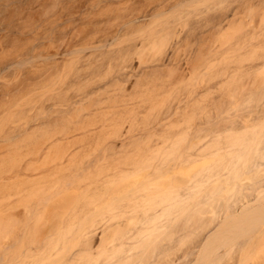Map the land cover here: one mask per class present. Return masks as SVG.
Here are the masks:
<instances>
[{
	"label": "rangeland",
	"instance_id": "374dc122",
	"mask_svg": "<svg viewBox=\"0 0 264 264\" xmlns=\"http://www.w3.org/2000/svg\"><path fill=\"white\" fill-rule=\"evenodd\" d=\"M8 1L9 0H7V2ZM15 2H18V5L15 4L16 6H20V4H23L24 0H15ZM0 3H2V1H0ZM244 3L245 4H241L238 0L230 1L229 3L227 2V5L225 4L226 6L224 9L226 18L222 23L223 27L228 26V23L231 20H229V18H231V13L237 12L241 15L246 13L243 16L244 19L242 18V28L239 29L240 31L226 28V31L220 37H216L214 32L215 23L213 19H210L203 34L196 32L177 38L178 49L175 50L173 54H167L162 48V46L165 45V41L162 42V40H160L163 43L160 45V41L158 40L152 48H149L146 51L142 50L133 52L130 55L131 57L128 54V58L130 57V60L128 61L129 63L127 66L120 67L122 64L121 59H124V57L126 60L128 59L125 55H122L123 58L121 55H118L113 58L107 57L105 61L103 59L104 63L98 67L99 69L96 68L98 73L96 71L95 72L97 75L93 74L95 75L96 80L92 79L94 77L92 75L94 71H90L91 73L88 72L89 68L92 69L93 67H87L86 61L89 59L90 61H93L92 63H94L100 58L99 55H91L87 50L72 52V49L69 48V50L71 49L69 51L66 49L67 47H65L67 46L65 39H54L52 37L50 38L47 36L43 37L44 35H38L35 37L32 36L31 40V36L28 38L27 33L21 34L19 32H15L12 35L7 34L5 36L6 32L2 31L4 35L0 32V87H6V89H1V87L0 92L11 91V94H6V96L4 95V98L1 97L2 100L0 98V207H4L3 209L6 210H4L5 213H3V209L0 208V220H4L2 223L0 221V264H16L13 262H17V260L20 259H23L22 262H26L28 260L29 262L31 261L35 264H64L66 262L64 261L65 257L74 250L78 252V257L76 260L67 264H94L100 263L99 261L104 259L107 260V258L109 260L114 258L120 259L121 257H124L122 263H130L132 260L136 259L139 262L138 264H208V262H210V255L206 252L204 253L201 245H198L204 239V235L207 236L208 233L212 234L213 240L211 246L214 248V251L219 250L222 252L224 249H229L228 251L231 255V250L234 247V244H238L237 240L239 237L227 236L226 238V233H221V229L223 227H227V222H231L236 218H239L242 213H246L250 216H257L259 214L258 208H262L264 210V189L262 193H259V195L249 188L252 185L253 180L257 178L256 176L260 177L264 175V160L255 174L249 170L245 171L244 168V170L240 172L231 171L234 172V174L231 172V174L229 173V179L233 175L230 180L224 179L222 182L223 178L221 177L218 179L220 181L219 182L217 181V178H214L211 181V184H207L208 187H206V183L197 182L194 177H196L195 174L198 175L199 171L202 173L206 170V173L208 172L207 170L210 172L213 169V171L215 170V173L216 169L219 172V167L220 169L221 166L225 167L226 163H224V161H227L225 156L231 150L235 149L233 146L229 147V145H227L228 143L226 144L225 142H229L230 140L229 144H231L234 140L236 141L242 132V134H245L244 132L251 131L253 129L247 128L248 130H244V127H241V125L237 124L236 121H238L241 117H252L256 113L257 109L264 103V91L260 92L259 90L260 87L264 90V78H262L264 77V64L260 70L247 68V64L250 61L264 60V32L263 34H258V37L252 34L253 29L258 28L260 9L264 6V0H247ZM1 14L0 16H2ZM31 16L32 14L28 12V14L22 19L21 24L26 25L30 23V21L34 19ZM242 30L246 31V33L242 34ZM40 33V35H42L44 32L41 31ZM247 40L249 42H253V44L247 47H240V44ZM57 41H60V45ZM172 41H174V37L172 38ZM73 42L74 41L72 40V43ZM50 44H52V46ZM38 46L40 47L39 51H37L39 48ZM34 48L37 50L34 51ZM56 48L58 50H55ZM158 48L161 52L156 51ZM29 51H31V53H29ZM60 51H63V53H60ZM48 52L50 54H48ZM75 53L77 55H74ZM259 53H262L263 58L259 55ZM61 56L64 59L68 58V61L75 59L74 57L71 59V56H77L76 58L79 56L80 59L73 60L75 63L71 61V65L73 63V66H71L69 64L70 62L68 63L67 60H61L60 58V61L62 62L61 64L59 62L56 67L51 66L49 68L48 76H53L55 73H53V70L55 68L57 69L60 65L58 68L59 72L57 71L58 69H55L56 73H60L59 77L54 74V77L51 79L49 76L52 81L54 79L56 80L55 77L57 76L58 80L57 82L53 81L54 84L56 83L55 85L53 84V87L50 85L52 81L47 80L48 77L44 79V82H41L42 80L40 81L41 84L48 81L49 84H46L47 86H43L44 84L41 85L40 83L38 86V83H36L38 87L43 86L41 89L36 88L37 86L35 85L36 89L33 88L32 90V84H29L31 89L29 88V85L22 87L19 86L20 84L17 80L21 79L23 75H25L24 69L29 68L33 63L37 66L38 64L42 66L46 61L49 59L52 61L55 57L57 61V59ZM21 58L23 59V63L21 62L18 66L13 65L16 69L14 67L11 68L10 65V67L2 69V67L7 66L10 62ZM40 59L42 62H40ZM44 60L46 61L43 62ZM125 62L127 63V61H124L123 65H126ZM63 63L64 65H62ZM67 63L68 66L70 65L73 68L67 67ZM78 65H80V67ZM92 65L93 64H91V66ZM118 65L119 67H117ZM129 65H134L135 69L133 72L129 70ZM76 67L77 69H80L79 72H83L84 75L86 74L85 76H93H90L93 80H91L90 85V79H87L89 81L86 80L89 76L83 77L84 75L81 74L83 76L78 79L77 77H74L78 82L71 77L74 73L73 70ZM113 67L114 71L112 70ZM153 67L160 68V70L157 72H149L150 68ZM201 67H203L202 70ZM67 68L68 70L71 69L73 73H69L70 70L68 71ZM64 69H66L68 73ZM77 69L75 70L78 72ZM64 71L68 76L66 74H64L65 77L63 76ZM109 71L111 72L109 73ZM125 73L127 74L126 80L124 79ZM101 76H105L104 79H100L102 78ZM115 77L117 80L119 79L118 81H120V78H123L124 81L122 79L118 82ZM63 78H65V82L63 80L64 84H60V79ZM81 80L84 81V83ZM85 81H87V85ZM114 81L118 82V85L123 82V85L118 86L120 90L116 87L119 91L114 88L117 86ZM4 82L5 84H3ZM16 82H18V84ZM67 82H72V84L73 82L76 83H74L73 86H71L72 88H70L68 85L69 83L67 84ZM110 82H113L115 86L113 87ZM58 83L61 85V87L58 88H62V92L66 91V89L63 90L65 85L69 86L66 88H69L70 90L66 92H71L67 93L68 95L63 92L65 96H67L64 97L68 98L67 100L65 99L66 101H71L75 98L79 99L78 97L83 95L88 89H92V87L96 84L101 85L102 87L99 91H97L98 93H94L90 99H84L80 104H78V114L76 116H69V118L57 121L49 127H42V129L38 132H35V135L31 133L30 129H24L20 134L17 131H13L15 126H26L30 121L32 122L34 118L36 119L44 116L48 110L47 107L51 108L55 106L58 99L54 96L53 92L55 93V91L53 89H55ZM203 85H206L207 88H203ZM48 86L51 87L39 94L42 96L40 100L39 98L41 96L39 95H36L35 98H31V95H33L32 93H35V91H38L37 93H39ZM84 87L86 90L83 89ZM111 87L113 88L111 89ZM13 88H16L15 91H12ZM71 89H75L74 93L77 89H79L77 91H80V93L78 92V95L74 94ZM198 91L199 94L196 93ZM106 92H110L109 95H112V97L110 98L109 96L108 99H105L106 101L101 102V100L108 95ZM111 92H113V94L115 93V95L111 94ZM118 92H120L121 95H119ZM47 93L52 95L46 96ZM125 93L127 95H125ZM122 94L124 95L122 96ZM70 95L71 97H76L71 98L69 97ZM188 96L190 99L187 110L175 113L174 111L176 110L178 102ZM202 96L205 99H201ZM142 98L144 101L140 102ZM56 99L57 101H55ZM92 99L94 101H92ZM203 100H205V102H202ZM138 102L141 103V105L139 103L141 109H139L140 107H135ZM32 104H34V106ZM133 104H136L134 106L135 108L132 106ZM198 104L199 108L202 105L200 109L196 108ZM35 105H38V108L42 107L40 109L41 111H38V108H32L35 111L37 109L36 112L38 113H35L36 115L33 114L35 112L34 110L28 109L36 107ZM99 105V110L100 112L102 111V115L98 116L99 114L96 113L92 114L94 117L88 116V118H86L85 113L92 107H99ZM114 107H124L125 110H123L124 112L122 111V113H120V111L116 115L112 113L115 109ZM222 108H228V110L220 112ZM107 109L108 114L110 109L112 111L110 112L111 115L109 114L108 118L106 117V120H111L113 118L117 119L119 125L117 123L111 124V121L108 120L111 125H107V129L103 128L104 126L100 128V124H97L99 123L98 120L100 118H105ZM17 110H21L22 112H18ZM134 112L135 114H133ZM30 113L34 115V118L32 117L31 119ZM166 114H170L171 116V121L167 126L162 129H154L150 126L156 119H160ZM109 116H111V119ZM154 118L156 119L154 120ZM89 120H92L90 121L91 124L89 123ZM261 121V125H264V120L262 119ZM130 122H132V124ZM144 122L145 124H143ZM133 123L135 124L133 125ZM68 124L73 125V128L75 126L78 128L73 131L72 128L69 129L71 127L70 125L68 126L69 128L65 127ZM92 125H95V127L99 125L96 127V131H93L94 126ZM90 126L93 129L90 130ZM118 126H120L119 128H123L120 129V132L124 130L126 136H129L128 140L131 142L126 143L127 145H125L124 148L120 147L119 151H117L115 155L111 157L109 156L108 161H106L107 156L105 160H100L103 164L105 162L107 164L111 162L112 165L116 164V168L114 167L115 171H110V168H112L111 163H109L110 167L106 164L105 166L96 164L94 161L96 157H101L103 152H106L105 148L109 142L119 137L118 133L120 132ZM201 126H205V128H201ZM98 127L101 130H99ZM70 130H72V134H69L68 132L66 133V131ZM152 131L157 132L155 134V132L153 133ZM208 132L212 135H210V133L208 134ZM255 132H259V130ZM63 133H66L65 137L68 136V139L65 137V140L62 139L63 137L58 138L59 136L57 135L64 136L61 135ZM138 134L140 136L142 135V137ZM55 136H57V138ZM242 136L243 135H241V137ZM51 137H54L56 140L61 139L59 140L60 143L58 140L57 142L53 138V144L54 142L56 143L54 145L51 144L52 146L47 145L46 147L45 144H48L47 142L51 141ZM240 138H238V140ZM237 143L239 144V142ZM236 144L234 143L235 147ZM218 146H221L220 148L223 149L218 150ZM41 147L44 148L42 149ZM225 147H229L227 148L229 151ZM38 148L41 150H38ZM214 148H217V150H214ZM233 151L231 153H234ZM67 152L68 154L70 153V156L72 154L70 160L72 158V160L75 161H70L71 164L65 161L60 165H64V163H66L67 166L64 165L65 167H61L59 165L61 168H53V166H56L55 163L57 164L61 158L67 154ZM188 153L189 155H187ZM231 153H229L227 158L229 156H233ZM249 153L250 152H246L245 156H238L236 158L237 160H234L242 163L240 160L245 158ZM174 154L176 155L173 159L172 157ZM198 154L199 156H197ZM32 156H35V159L38 157L36 161H34L35 159ZM234 156L237 155L234 153ZM239 157L240 159L238 160ZM135 158L140 159V161L143 159L150 160H145V163L141 161L145 166L149 165L148 168H145L143 164L139 165L140 168L139 166H136V168L141 169L144 167L145 169L150 170V166L152 165V170L146 171L144 169V171L147 174H149V172L151 173V171H156V175L151 173V176H147L144 171L143 173L145 174L143 175L141 172L143 169H141V171L137 169V171L136 168L133 172L131 171V174L130 170H128L129 167H127V170L130 172L129 177L126 175L128 173L124 171L120 172L118 170V172L125 174V176L118 172L116 175L114 174L117 167L121 165V167H125V165L127 166L126 162L133 164V159ZM157 158L158 161H160L158 164ZM152 159L154 160L152 161ZM138 161L137 163H134L137 165L140 164L141 162L139 161L138 163ZM242 161L244 163H248V156L247 159L245 158ZM151 162L153 163L151 164ZM208 163L215 166L212 167L211 165V167L208 166V168L206 166L205 168L207 169L203 168L202 170V167L205 165H210ZM132 164H130V166ZM99 165L102 169L98 167ZM46 166L52 167V169L49 167L46 168ZM103 167L104 169L107 167L109 170L106 169V172ZM157 167H160V170ZM33 168L34 170H32ZM37 168L39 170L41 169L40 172L43 169H48L44 180L43 178L39 180L42 175L44 176V170L40 173ZM16 169H18L19 172L16 171L17 173H14ZM197 169L200 170L197 171ZM98 170L105 171L103 176L110 171L112 176L109 174L107 176H109V179H112V181L107 179V176L102 177V175H99L100 173L98 172L102 171ZM32 171H35L33 173L34 176H32V174H30L31 176L29 175ZM160 171L161 173H158ZM136 172H141V174L138 173V175L134 174V176H132L133 173ZM26 173L28 174L25 175ZM37 173L39 174L37 175ZM192 173L195 174L192 175ZM139 175H143V177L141 176L142 179H140ZM37 176L39 178H35ZM98 177H102L105 180V183L103 182V184L108 188H106V192L105 189H103L105 188L103 184L98 185L95 183L99 180ZM145 177H148L149 179ZM136 178H139L138 181H136ZM133 179L134 182L136 181L135 183L133 182L135 185L132 184ZM152 179L154 180L155 185ZM191 180H194V182ZM149 181H151V183ZM126 183H129L132 186L128 184L126 185ZM144 183H147L148 185L146 184L147 186L145 187ZM157 183L160 187L156 185ZM151 184H153V186ZM93 185L95 188L100 186L102 189L99 188L98 190L97 188L95 190L100 193L104 190L105 193H103L106 196H104L103 193H101V196V194L99 195V192L93 190ZM189 185H192V191L190 187H187ZM124 186L126 187L125 189ZM139 186L142 187H140V189H143V191L138 189ZM185 186L187 188L184 189ZM201 186H203V188ZM150 187H153L156 190L154 191L152 190L153 188L151 189ZM148 188L151 190L148 191ZM126 189L127 191H125ZM179 189H181L182 194H178L180 193ZM186 189H188L189 192L188 190L186 191ZM183 190H185L184 192H187L188 194H185ZM157 192H162L161 195L159 194L160 198H158L163 204L167 203L165 201H172L171 205L173 209L170 206V202H168L169 206H167L168 204H165L168 208L160 202V207H165V209L164 207L162 208L163 210L161 209V211H163L162 214H160V219L162 220L161 225H158V228L155 227V231L153 230V225V227L150 226L152 229L149 227L150 230L146 227L145 229H142L141 232L136 233V213L137 209L140 207L136 208V205L134 204H137L136 202L139 204V199H133V197H130L129 195L132 193L141 194L140 200L143 198L142 196H144V199H142L139 204L142 206V202L144 201V205H147V200H145L147 197L145 194L149 196L153 194V198ZM96 193L97 195H95ZM128 193L130 194L127 195ZM183 193L185 195H183ZM207 193L209 195H206ZM157 195L155 197H157ZM108 197L110 198L109 200H107ZM152 198L150 197L148 202L149 204L155 200ZM158 198L156 199L157 202H155L156 200L154 201L155 203L159 202ZM93 200H96L97 202H94ZM101 201L105 204L100 203ZM94 203L95 205H93ZM123 203H125V206ZM160 203L158 205H160ZM226 203H228V206L224 209L226 207ZM56 205H60V208ZM61 205H65V209L62 208ZM146 205L141 208H146ZM158 205L157 208L159 207ZM92 206H94V208H92ZM154 206H156V204ZM87 208H89V210ZM124 209L128 211L129 209H131V211H134V209L136 210L134 212L127 211V213ZM26 210L28 212L30 211L27 218L25 216V214L28 213ZM1 214H5L4 219ZM10 217H12L11 221ZM7 221L8 223H11H9V226L7 225ZM102 223L103 225L105 224L103 227L104 230H96L92 241V245L94 247L91 251L85 250V237L83 238L84 233L88 231V229L97 227L98 224V226L101 227ZM260 224L264 226V214L260 218ZM133 227L135 231L132 230ZM113 229H115L114 237L116 236L115 241H113V246L111 244L109 246L110 249L96 247L99 239L107 236ZM147 229L150 231V234L148 233L146 235L145 233H147ZM215 229L217 230L215 231ZM132 231H134V233ZM136 235L141 236L142 239L139 243L135 242V247L131 249L133 253H129V248L126 251L125 246L129 244L128 240L130 237H134L133 239L139 237ZM245 237L247 238L245 243L237 249V254L235 253L237 258L234 262L236 264H264V232L251 231L248 232ZM132 241L133 240H131V242ZM5 246H7V248L4 253L3 250ZM123 250H125V254H123ZM191 250H194V252L189 254ZM129 254L133 255L129 256ZM126 256H128V258H126ZM235 257L233 258L235 259ZM226 259L227 257L223 256L220 259L213 261L211 264H224L225 262L234 264V262H230L233 259L229 257L227 260Z\"/></svg>",
	"mask_w": 264,
	"mask_h": 264
},
{
	"label": "bare ground",
	"instance_id": "6f19581e",
	"mask_svg": "<svg viewBox=\"0 0 264 264\" xmlns=\"http://www.w3.org/2000/svg\"><path fill=\"white\" fill-rule=\"evenodd\" d=\"M0 1H2V3H0V14L2 15V16H0V32L4 35V33L3 32H6V34H5V36L8 34V35H12L13 33H17V32H19V33H24V34H26L27 33V36H28V38H29V36H31V40H32V36H43V37H45V36H47V37H52V38H58V39H61V40H64L65 39V43L67 44V46H65V47H67L66 49H68L69 50V48H71L70 50L73 52V51H83V50H87L88 51V53H90L91 55H94V56H97V55H99L100 56V58L98 59V61H96V62H94V63H92L93 61H90L89 59L86 61L87 63V67H93L92 69L91 68H89V70H88V72L89 73H91V72H95L97 69H99L98 67L102 64V63H104L103 62V59H104V61H105V59H107V57H111V58H113V57H116V56H120L121 55V57H122V55L124 56H126L127 58H128V54H129V56L133 53V52H138V51H142V50H144V51H146L147 49H149V48H152L154 45H155V42L156 41H160V40H162V42L163 41H165V45L164 46H162V48L164 49V51L167 53V54H169L170 55V53H172L173 54V52L175 51V50H177L178 49V46H177V43H178V40H177V38H181V37H183V36H187V35H190V34H192V33H200V34H203V32L206 30V26H207V24H208V21L210 20V19H213L214 20V23H215V30H214V32H215V34H216V37H220L225 31H226V28L227 29H231V30H239V29H241L242 28V18H243V16L246 14V13H244L243 15H241V14H239V13H237V12H233V13H231L230 15H231V18H229V20H230V22L228 23V26L227 27H223L222 26V23H223V21H224V19L226 18V14L224 13V9H225V6L227 5V2L229 3L230 1H234V0H230V1H227V0H24V2H23V4H20V6H16V5H18V2L16 3L15 2V0H9L8 2H7V0L5 1H3V0H0ZM18 1V0H17ZM241 4H245L244 2H246L247 0H238ZM4 2V3H3ZM22 2V1H21ZM16 4V5H15ZM226 4V5H225ZM262 9V10H261ZM260 9V14H259V24H258V28L257 29H253V32H252V34L254 35V36H256V37H258L257 35L258 34H263V32H264V6L262 7ZM28 12H30L31 14H32V16L31 17H33L34 19L33 20H31L30 21V23H28V24H21V21H22V19L28 14ZM30 17V18H31ZM244 19V18H243ZM247 21V20H246ZM226 24V23H225ZM243 30H245V29H243ZM241 31L242 32V34H245L246 33V31ZM3 31V32H2ZM41 31H43L44 33L42 34V35H40L41 33ZM240 31V30H239ZM46 33V34H45ZM33 37V38H34ZM174 37V41H172V38ZM175 37H176V40H175ZM251 38V37H250ZM37 39V38H36ZM67 39V40H66ZM34 40V39H33ZM57 40V39H56ZM72 40L74 41L73 43H72ZM46 42V41H45ZM50 42V41H49ZM56 42V41H55ZM58 42V41H57ZM60 42V41H59ZM59 42H58V44H59ZM64 42V41H63ZM161 42V41H160ZM159 42V44L160 45H162L163 43L161 42L160 43ZM259 42V41H258ZM51 43V42H50ZM53 43V42H52ZM57 44V43H56ZM240 44V43H239ZM253 44V42H249L248 40L247 41H245V42H243L242 44H240V47H247V46H250V45H252ZM51 46H52V44H50ZM60 45V44H59ZM61 45H63V44H61ZM238 45V44H237ZM39 46H41V45H39ZM38 46V47H39ZM43 46V45H42ZM50 46V47H51ZM55 46V45H54ZM239 46V45H238ZM37 47V46H36ZM45 47H46V45H45ZM59 48V47H58ZM162 48L160 47V49L162 50ZM39 49H40V47L38 48V50L37 49H35L34 48V51L35 50H37V51H39ZM53 49V48H52ZM65 49V50H66ZM159 48H158V50H156V51H160L161 52V50H160ZM54 50V49H53ZM55 50H58L57 48L55 49ZM69 50V51H70ZM203 50V49H202ZM34 51H32V52H34ZM42 51V50H41ZM262 52V51H261ZM29 53H31V51H29ZM40 53V52H39ZM43 53V52H42ZM60 53H63V51L61 52L60 51ZM81 54H83L82 52H80ZM80 53H78V54H80ZM35 54H36V52H35ZM44 54V53H43ZM46 54V53H45ZM48 54H50L49 52H48ZM85 54V53H84ZM41 55V54H40ZM61 55V54H60ZM74 55H77L76 53L74 54ZM259 55H261V57H262V53L260 54L259 53ZM16 56V55H15ZM36 56V55H35ZM63 56V55H62ZM59 57V59H57V61H56V57L54 58V59H52V61L50 60H48V59H46V60H48V61H46V60H44L43 62H45L44 63V65H42V66H40L39 64H38V66L35 64V63H33V64H31L30 65V67L29 68H26V69H24L25 70V72H24V74L25 75H23V77L21 78V79H18L17 81L19 82V86L20 87H22V86H25V85H29V84H32V87L29 85V88L31 87L32 88V90H33V88L34 89H36V88H42L43 86H45L46 84H49L48 83V81H52V80H50V77H51V79H52V77H54V74L55 75H57L58 77H59V74H58V72H59V67H60V65H59V67H57V73H56V70L54 71L53 70V76L51 75H49L48 76V72H49V68L51 67V66H53V67H56V65H58L59 64V62H60V64L62 63L61 61H60V58H61V60H63L64 58L63 57ZM47 57H49V56H47ZM72 57V58H71ZM70 58L71 59H73V57L75 58V59H80L79 58V56H78V58H76L75 56H71ZM131 57V56H130ZM129 57V58H130ZM167 57V56H166ZM260 57V56H259ZM260 57V58H261ZM264 57V56H263ZM262 57V58H263ZM69 58V59H70ZM123 58V57H122ZM127 59L126 60V58L124 57V59H121V62H122V64L120 65V67L121 66H127V64L129 63L128 61L130 60V59ZM169 58V57H168ZM68 58H65L64 60L66 61ZM75 59H73V60H75ZM41 60V59H40ZM73 60H67L68 61V63L71 65V61L72 62H74ZM97 60V59H96ZM123 60V61H122ZM124 61H127V63L125 62V64L126 65H123V62ZM23 63V59L21 58V59H16V60H14V61H12V62H10V64H8L7 66H4V67H2V69H4V68H7V67H10L11 66V68L12 67H14V66H18V65H20V63ZM40 62H42V60L40 61ZM64 62V61H63ZM77 62V61H76ZM120 62V63H121ZM2 63V62H1ZM68 63H67V67H71V66H73V63H72V65L70 66H68ZM75 63V62H74ZM119 63V64H120ZM130 63H131V61H130ZM91 64H93L92 66H91ZM204 64V63H203ZM264 64V60L263 61H250L248 64H247V68H252V69H256V70H260L261 69V67H262V65ZM1 65V64H0ZM10 65V66H9ZM14 65V66H13ZM62 65H64V63L62 64ZM40 66V67H39ZM79 67H80V65H78ZM130 66V71L131 72H133L134 71V69H135V67H134V65H129ZM25 67V66H24ZM52 67V68H53ZM62 67V66H61ZM117 67H119V65L117 66ZM15 68V67H14ZM71 68H73V67H71ZM97 68V69H96ZM202 68L203 67H201V70H202ZM16 69V68H15ZM75 69H77V67L75 68ZM73 70L74 71V73H73V71L71 70V69H69L70 70V72L69 73H73L72 74V78H74V77H77V79L78 78H80L81 76H83L84 74H83V72L81 73V72H79V70L80 69H77L78 70V72L76 71V70ZM91 69V70H90ZM114 69V67L112 68V70ZM117 69H119V68H117ZM1 70V69H0ZM50 70H52V69H50ZM64 70H66V69H64ZM67 70H68V68H67ZM67 70H66V72H67ZM68 70V71H69ZM93 70V71H92ZM122 70V69H121ZM125 70V69H124ZM160 70V68H157V67H153V68H150V70H149V72H152V71H155V72H157V71H159ZM72 71V72H71ZM91 71V72H90ZM107 71V70H106ZM114 71V70H113ZM148 71V70H147ZM5 72V71H4ZM52 72V71H51ZM61 72V71H60ZM76 72V73H75ZM92 73V75L93 74H95V75H97V73L95 72V73ZM111 71H109V73H110ZM68 73V72H67ZM85 73V72H84ZM64 74H66L65 73V71H64V73H63V76H64ZM81 74H83V75H81ZM102 74V73H101ZM100 74V75H101ZM103 74H105V73H103ZM1 75H2V73H1ZM67 75V74H66ZM86 75V74H85ZM83 76V77H88V78H86V80L87 79H90V81L89 80H87V81H89V85H90V82H91V80L93 79V80H96V77H95V75H88V76ZM107 75V74H106ZM109 75V74H108ZM111 75V74H110ZM127 74L125 73V76H124V79L126 80V76ZM132 75H133V73H132ZM57 76L55 77L56 78V80L54 79L53 81L54 82H57ZM62 76V77H63ZM68 76V75H67ZM90 76H92V77H90ZM49 79H48V78ZM65 77V76H64ZM82 77V78H83ZM102 77V76H101ZM105 77V76H104ZM104 77H102V78H100V79H104ZM45 78H47V80L48 81H46L45 83H43V84H41V82H44L45 80ZM92 78V79H91ZM116 78V77H115ZM129 78H130V76H129ZM262 78H264V77H262ZM65 78H63V79H60V81L61 82H59L60 84H64V82H65V80H64ZM75 80H76V82H78L77 81V79L76 78H74ZM99 79V80H100ZM123 78H120V81L122 80ZM124 79H123V81H124ZM42 80V81H41ZM63 80H64V82H63ZM83 80V79H82ZM81 80V81H82ZM84 80H85V78H84ZM92 80V81H93ZM105 80H106V78H105ZM112 80H114V79H112ZM116 80H117V78H116ZM119 80V79H118ZM117 80V81H118ZM41 81V82H40ZM53 81H52V83L50 84V85H52V87L56 84H54L53 83ZM87 81H85L86 82V85H87ZM120 81H118V82H120ZM129 81V80H128ZM18 82H16L17 84H18ZM76 82H73V84L74 83H76ZM83 83H84V81H82ZM109 82V81H108ZM115 82V81H114ZM118 82H115V85H117V86H115L114 84H113V82L111 83L110 82V84H112L113 85V87L115 88V89H117L116 87H118V86H120V85H123V82H121L120 83V85H118ZM126 82V81H125ZM36 83H38V86L41 84V85H43V86H41V87H38L37 86V84ZM40 83V84H39ZM57 84L56 85V87H55V89H53L54 91H55V93L53 92V94H54V96L58 99V102H56L55 103V106H53V107H51V108H48L47 107V111H46V113H45V115L44 116H42V117H38V118H34L33 116L34 115H36L38 112H36L37 111V109H36V111L34 110L35 108H38L36 105V107H31V108H28V109H32V108H34V109H32V110H34L33 112V114L34 115H32V113H30L31 115H30V117H31V119H32V117L34 118V120L31 122H29L26 126L25 125H18V126H15L14 128H13V131H17L19 134L21 133V131L22 130H24V129H30L31 130V133H33V135H35L36 133L35 132H38L40 129H42V127H49V126H51V125H53L55 122H57V121H61V120H64V119H66V118H69V116H76L78 113H77V106L79 107V105L78 104H80L84 99H90L91 98V96L92 95H94V93H96L97 91H99V89H101V85H95L94 87H92V89H88L87 91H85L86 89H85V87L83 88V89H85L84 91V94L83 95H81L80 97H78L79 99H77V98H75L76 96H73L75 99H73V100H71V101H66L68 98H65V97H67V96H65V94H67V93H70V92H66V91H69L70 89L69 88H66L68 85L70 86V88H72L71 86H73V84H72V82L71 83H69V82H67V86L65 85V88L63 87V90L64 89H66V91H63L62 92V88L61 89H59L58 87H61V85L60 84ZM93 83H97V82H93ZM101 83V82H100ZM99 83V84H100ZM117 83V84H116ZM3 84H5V82L3 83ZM54 84V85H53ZM70 84H72V85H70ZM37 87H36V86ZM60 85V86H59ZM82 85V84H81ZM85 85V84H84ZM88 85V86H89ZM18 86V85H17ZM47 86V85H46ZM68 86V87H69ZM92 86V85H91ZM105 86V85H104ZM104 86H103V88H104ZM262 86V85H261ZM2 87V86H1ZM0 87V88H1ZM14 87H15V85H14ZM36 87V88H35ZM51 87V86H50ZM49 86L47 87V88H45V89H43V90H41L39 93H37L38 91H35V93H32L33 95H31V98L32 97H34L35 98V96L37 95H39V94H41V92H43L44 90H47L48 88H50ZM78 87V86H77ZM83 87V86H82ZM82 87H80V88H82ZM90 87V86H89ZM113 87H111V89L113 88ZM3 88H5L6 89V87H2L1 89H3ZM12 88V87H11ZM30 88V89H31ZM74 88V87H73ZM88 88V87H87ZM203 88H207V86L206 85H203ZM1 89H0V91H1ZM4 89V90H5ZM14 89V88H13ZM12 89V91H15V89L13 90ZM68 89V90H67ZM114 89V90H115ZM118 89H119V87H118ZM117 89V90H118ZM122 89V88H121ZM3 90V91H4ZM11 90V89H10ZM61 90V91H60ZM71 90H73L72 92L74 93V91H75V89H71ZM77 90H79V89H77ZM76 90V92L74 93V94H77L78 92L80 93V91H77ZM82 90V89H81ZM109 90V89H108ZM113 90V91H114ZM116 90V91H117ZM120 90V89H119ZM118 90V91H119ZM259 90H260V92H263L264 90H263V88H259ZM31 91V90H30ZM82 92V91H81ZM115 92V91H114ZM121 92H122V90H121ZM13 93V92H12ZM63 93V94H62ZM72 93V94H73ZM78 93V94H79ZM98 93V92H97ZM108 95L103 99V100H101V102L102 101H106L105 99L107 98H109V96H110V98L112 97V95H109V93L110 92H106ZM119 93V95H121L120 94V92H118ZM118 93H117V95H118ZM197 94H199V91L198 92H196ZM6 94H11V91H4V92H0V98L2 97V98H4V95L6 96ZM48 94V93H47ZM46 94V96H50V95H52V94H48L47 95ZM77 94V95H78ZM111 94H113V92H111ZM196 94V95H197ZM68 95V94H67ZM113 95H115V93L113 94ZM124 94H122V96H123ZM125 95H127L126 93H125ZM39 96H41V95H39ZM65 96V97H64ZM104 96H105V94H104ZM43 97H44V95H43ZM69 97H71V95L69 96ZM73 97H71V98H73ZM121 97V96H120ZM2 98H1V100H2ZM39 98V97H38ZM42 98V96L39 98V100ZM47 98V97H46ZM96 98V97H95ZM115 98H116V96H115ZM122 98V97H121ZM147 98V97H146ZM57 99L55 100V101H57ZM66 99V100H65ZM70 99V98H69ZM123 99H126V98H123ZM143 99V98H142ZM140 100V102H143L144 101V99H145V97H144V99L143 100ZM189 96L188 97H186L185 99H182V100H180L179 102H178V104H177V106H176V110L174 111L175 113H180V112H184V111H186L187 110V107H188V105H189ZM201 99H205L203 96H202V98ZM0 100V101H1ZM146 100V99H145ZM92 101H94L93 99H92ZM87 102V101H86ZM140 102H138V103H136V104H133L132 106L134 107L135 105V107H140L139 106V103ZM147 102V101H146ZM202 102H205V100H203ZM201 102V103H202ZM207 102V101H206ZM149 103V102H148ZM97 104V103H96ZM146 104V103H145ZM204 104V103H203ZM33 106H34V104H32ZM31 105V106H32ZM140 105H141V103H140ZM40 106V105H39ZM110 106H113V105H110ZM131 106V107H132ZM145 106V105H144ZM202 106V105H201ZM201 106H200V108H201ZM46 107V106H45ZM84 107V106H83ZM102 107V106H101ZM130 107V108H131ZM134 107V108H135ZM42 107H40V108H38L39 110L38 111H41L40 109H41ZM90 108H91V106H90ZM99 108H100V105H99V107H97V106H94V107H92L88 112H86L85 113V115H86V118H88V116L90 117V116H93L92 114H99L98 116H100V115H102V111L100 112V110H99ZM115 108V107H114ZM113 108V109H114ZM127 108H129V107H127ZM136 108V109H137ZM196 108H199V104L197 105V107ZM199 108V109H200ZM24 109V108H23ZM99 111H98V110ZM139 109H141V107L139 108ZM139 109H137V110H139ZM142 109H143V106H142ZM21 110H22V108H21ZM21 110H17L18 112H22ZM31 110V111H32ZM102 110V109H101ZM123 110H125V108L124 107H120V108H115L114 110H113V114H118L120 111V113H122V111ZM130 110H132V109H130ZM136 110V111H137ZM226 110H228V108H222L221 110H220V112H222V111H226ZM16 111V112H17ZM30 111V112H31ZM95 111V112H94ZM104 111V110H103ZM112 110L110 109V112H111ZM135 111V112H136ZM167 111V110H166ZM98 112H100V113H98ZM109 112V114L111 115V113ZM124 112V111H123ZM135 112L133 113V114H135ZM36 113V114H35ZM105 113V112H104ZM107 114H106V116H105V114H104V116H105V118H100L101 119V122H100V119L98 120L99 121V123H97V122H93V123H97V124H100V126L99 125H97V126H99L100 128H102L103 126V128H105V129H107V125H111L112 123H119L118 121H117V119H111V116H109L110 117V119L111 120H109V119H107L106 120V117L108 118V109H107V112H106ZM44 114V113H43ZM84 114V113H83ZM88 114V115H87ZM90 114V115H89ZM80 116H81V114H80ZM80 116H78V117H80ZM94 117V116H93ZM97 117V116H96ZM95 117V118H96ZM85 118V117H84ZM92 118V117H91ZM30 119V120H31ZM83 119V118H82ZM103 119H104V121H103ZM156 118H154V120H155ZM264 120V103L257 109V111H256V113L252 116V117H246V118H243V117H241L238 121H236V123L237 124H240L241 125V127H244V130H248L247 128H250V129H252L251 131H247V132H244L245 134H242L241 133V135H243L242 137H241V135L238 137V138H240L239 140H238V138L236 139V141L234 140L231 144H229L230 143V140H229V142L227 141V142H225L227 145H229V147H231V146H233L235 149H233V147H232V149L234 150H231L229 153H231L232 151L235 153V155H237V156H234V153H231V154H233V156H229L230 158H232V159H230L229 157L227 158V156L229 155V153L225 156L226 158V160L227 161H224V159H223V161H224V163H226L225 164V167H223V166H221V169H220V167H219V172H218V170L216 169V172L214 173V171H213V169H212V171H210L209 172V170H207L208 172H206L205 173V171H203L202 173L200 172H198V175L197 174H195V173H192V175H196V177H194L195 178V180L197 181V182H200V183H206V187H208L207 186V184H211V181L214 179V178H217V181H219L218 179H220L221 177L223 178L222 179V182H223V180L224 179H229V173L231 172V171H242V170H244L245 169V171L246 170H249V171H251L253 174H255V173H257L256 171L257 170H259V167H260V165L263 163V160H264V125H261L262 124V121L261 120ZM80 120V119H79ZM106 120V121H105ZM108 120L109 121H111L110 123L111 124H109V122H108ZM113 120V121H112ZM117 122H116V121ZM124 120V119H123ZM123 120H122V122H123ZM151 120H153V119H151ZM153 120V121H154ZM209 120V119H208ZM81 121H83V120H81ZM80 121V122H81ZM88 121V120H87ZM90 121H92V120H89V123L91 124V122ZM93 121H96V120H93ZM131 121V120H130ZM171 121V116H170V114H166V115H164L163 117H161L160 119H156L155 121H154V123H152V125H150L152 128H154V129H162V128H164L165 126H167L168 125V123ZM261 121V122H260ZM84 122V121H83ZM105 122V123H104ZM108 122V123H107ZM86 123V122H85ZM88 123V124H89ZM104 123V124H106V125H102V124ZM129 123V122H128ZM131 124H132V122H130ZM74 124V123H73ZM87 124V123H86ZM123 124V123H122ZM135 123H133V125H134ZM143 124H145V122L143 123ZM71 126L70 128L68 127V126ZM119 125V124H118ZM121 125V124H120ZM88 126V125H87ZM92 126H94L93 128L91 127L90 128V130L91 129H93V131H96V127H95V125H92ZM124 126V125H123ZM131 126V125H130ZM65 127H67V128H69V129H73V131H74V129H77L78 127L77 126H75L74 128H73V125H71V124H68V125H66ZM98 127V129L99 130H101L100 128ZM120 126H118V128H119ZM121 127H122V125H121ZM87 128H89V127H87ZM128 128V127H127ZM130 128V127H129ZM201 128H205V126H201ZM257 128V129H256ZM120 129H123V128H119V132H120ZM126 129V128H125ZM65 130V129H64ZM127 130V129H126ZM257 130H259V132H255V131H257ZM124 130H122V132H120V133H118V135H119V137L117 138V139H115V140H112L111 142H109V144L107 145V147L105 148V150H106V152L104 153L103 152V154L101 155V157H96L95 158V163L96 164H101V165H103V166H105V164L106 165H109V163H111V162H109L108 164L105 162L104 164L102 163V162H100V160L101 159H104L105 160V158H106V156H107V159H106V161H108V157L110 156H113V155H115L116 153H117V151H119V149H120V147L122 148H124L125 147V145H127L126 143H130L131 141H129L128 139H129V136H126V133H125V131L123 132ZM69 133V134H72L71 132H72V130H70V131H66V133ZM153 133L155 132V134H156V132L157 131H152ZM151 132V133H152ZM66 133H63V134H61V135H64V136H60V135H57V136H59L58 138H62V139H64V137H65V134ZM74 133V132H73ZM117 133V132H116ZM151 133H150V135H151ZM152 133V134H153ZM210 132H208V134H209ZM143 134V133H142ZM147 134V133H146ZM68 135V134H67ZM66 135V136H67ZM117 135V134H116ZM116 135H114V136H116ZM117 135V136H118ZM139 135V134H138ZM145 135V134H144ZM210 135H212L211 133H210ZM57 136H55L56 138H57ZM140 136V135H139ZM138 136V137H139ZM68 137V136H67ZM67 137H65L66 139H68ZM140 137H142V135L140 136ZM139 137V138H140ZM144 137V136H143ZM54 138V137H53ZM52 137H51V141L49 142H47L48 144H45V146L47 147V145H54L56 142H54V144H53V141L54 140H56L55 138H54V140H52L53 139ZM50 140V139H49ZM58 141L59 140H61V139H57ZM56 140V141H57ZM65 140V139H64ZM57 141V142H58ZM165 141V140H164ZM167 141V140H166ZM220 141V140H219ZM221 142V141H220ZM219 142V143H220ZM237 142H239V144L237 143ZM59 143H60V141H59ZM223 143V142H222ZM234 143L236 144V147H235V145H234ZM51 145V146H52ZM38 146H40V145H38ZM44 146V147H45ZM106 146V145H105ZM43 147V148H44ZM219 147V146H218ZM217 147V148H218ZM221 147V146H220ZM218 148V150H220V149H223V148ZM229 147H225L226 149L227 148H229ZM42 148V147H41ZM42 148V149H43ZM217 148L215 149L214 148V150H217ZM224 148V149H225ZM40 148H38V150H39ZM231 149V148H230ZM41 150V149H40ZM213 150V151H214ZM228 151H229V149H227ZM36 151H37V149H36ZM226 151V150H225ZM35 152V151H34ZM41 152V151H40ZM205 152V151H204ZM246 152H250L247 156H248V163H244L242 160L243 159H247V156L245 157V158H243L242 160H240L242 163H244V164H242V163H239L238 161H235L234 159H236L238 156H245L246 155ZM251 152H252V154H251ZM36 153V152H35ZM37 153H38V151H37ZM158 153V152H157ZM214 153V152H213ZM216 153V152H215ZM34 154V153H33ZM39 154V153H38ZM38 154H36V155H38ZM41 154V153H40ZM162 154V153H161ZM203 154V153H202ZM201 154V155H202ZM230 154V155H231ZM156 155V154H155ZM160 155V154H159ZM158 155V156H159ZM175 155L176 154H174V156L172 157L173 159H174V157H175ZM187 155H189V153L187 154ZM71 156H72V154H71ZM70 153L68 154V152H67V154H65V156H61L62 158H61V160L56 164L55 163V165L56 166H53V168H61V167H63L64 165H66V163H64V165H60V164H62L63 162H65V161H67V162H69L70 164H71V162L72 161H75V160H72V158H71V160H70ZM74 156V155H73ZM157 156V155H156ZM197 156H199V154L197 155ZM33 157V156H32ZM34 159H35V156L33 157ZM38 157H36V159H37ZM75 158H76V156H75ZM154 158V157H153ZM156 158V157H155ZM158 158H160V157H158ZM158 158H157V161H158ZM34 159H32V160H34ZM36 159L34 160V161H36ZM40 159V158H39ZM74 159V158H73ZM135 159H138V158H135ZM135 159H133V161L134 162H136L137 163V161L139 160L140 161V159H138V160H135ZM240 159V157L238 158V160ZM90 160V159H89ZM88 160V161H89ZM104 160H102V161H104ZM144 160V161H143ZM143 160H141L142 162H146V161H150V160H146V159H143ZM146 160V161H145ZM154 159H152V161H153ZM160 160V159H159ZM237 160V159H236ZM71 161V162H70ZM139 161H138V163H139ZM140 161V162H141ZM222 161V162H223ZM55 162H57V161H55ZM133 162V164L132 163H130V164H132L131 166L133 167V169H132V167L130 166V164L128 163V162H126V164H127V166L125 165V167L123 166V167H121V166H119V167H117V169H116V172H114V174L116 175V173L118 172V170L120 171V172H122V171H124V172H126V173H128V174H126V175H128V177H129V174H130V172L132 171L133 172V170H135V168H136V166H139V165H144V163H140V164H136V163H134ZM160 161H158L157 162V164L159 163ZM94 163V164H95ZM153 162H151V164H152ZM155 163V162H154ZM136 164V165H135ZM208 164H210V163H208ZM223 164V163H222ZM61 167H60V166ZM116 164H113L112 165V163H111V166H112V168H110V171H115V168H116V166H115ZM129 165V166H128ZM160 165V164H159ZM211 165H212V167L213 166H215V165H213V164H210V165H205L204 167H202V170H203V168L204 169H207L208 168V166H210L211 167ZM67 166V165H66ZM110 166V165H109ZM110 166V167H111ZM135 166V167H134ZM145 166V165H144ZM147 166V165H146ZM145 166V168H148V166L146 167ZM161 166V165H160ZM162 166H163V164H162ZM207 166V168H205ZM19 167V166H18ZM18 167H16V168H18ZM49 166H46V168H48ZM65 167V166H64ZM94 167V166H93ZM99 168H101V166L99 165L98 166ZM98 167H97V169H98ZM115 167V168H114ZM121 167V168H120ZM127 167H129V169L127 168ZM130 167H131V169H130ZM151 167V169L150 170H152L153 168H152V165L150 166ZM149 167V168H150ZM36 168V167H35ZM45 168V167H44ZM49 168H51L52 169V167H49ZM123 168H125L126 169V171H125V169H123ZM139 168H140V166H139ZM139 168H136V170L137 169H139ZM144 167H142L141 169H143L142 171H141V169H139V171H141L142 173H143V171H144V169H145ZM154 168H155V166H154ZM157 168H159V170H160V167H157ZM217 168V167H216ZM244 168V169H243ZM38 169V168H37ZM36 169V170H37ZM51 169H50V171H51ZM96 169V170H97ZM102 169V168H101ZM103 169H104V167H103ZM106 169H108L107 167H106ZM106 169H104V170H106ZM120 169H122V170H120ZM130 170V172L128 171V170ZM32 170H34V168L32 169ZM41 170V169H40ZM40 170L38 169V171L40 172ZM44 170V176L42 175L41 176V178L39 179V180H41L42 178H43V180H44V177L46 176L45 174H46V171L48 170H46V169H43ZM42 170V171H43ZM109 170V169H108ZM146 171H148L149 169H145ZM149 170V171H150ZM156 170V169H155ZM198 170H200V169H197V171ZM19 172L18 171V169H16L15 170V172L14 173H17V172ZM38 171H36V172H38ZM42 171L40 172V173H42ZM98 171H102V170H98ZM97 171V172H98ZM110 171H108V173L106 174V175H104L103 176V173L105 172V171H102V172H98V173H100L99 175H102V177H105V176H107L108 174L109 175H111L112 173L110 172ZM128 171V172H127ZM138 171V170H137ZM157 171H158V169H157ZM35 172V171H34ZM33 171H32V173H29V175L30 174H32V176H34L33 175V173H34ZM106 172H107V170H106ZM110 172V173H109ZM120 172H118V173H120ZM123 172V173H124ZM132 172H131V174H132ZM141 172H136V173H133V175L132 176H134V174H137L138 175V173H140L141 174ZM145 172V171H144ZM154 172V171H153ZM152 171H151V173L152 174H155L156 175V171L153 173ZM196 172V171H195ZM70 173V172H69ZM146 173V172H145ZM145 173H143V175L145 174ZM150 172H149V174H147V176H151L152 174H151ZM158 173H161V171L160 172H158ZM197 173V172H196ZM231 173H233L234 174V172H231ZM230 173V174H231ZM238 173V172H237ZM19 174V173H18ZM21 174V173H20ZM28 173H26L25 175H27ZM39 173H37V175H38ZM120 174H122V173H120ZM151 174V175H150ZM259 174V173H258ZM257 174V175H258ZM97 175V174H96ZM117 175H119V174H117ZM123 176H125V174H122ZM136 175V176H137ZM143 175H141L142 177H143ZM191 175V176H192ZM31 176V175H30ZM36 176V175H35ZM112 176V175H111ZM110 176V177H111ZM123 176H121V177H123ZM140 176V175H139ZM140 176V179H142V177ZM162 176V175H161ZM160 176V177H161ZM191 176H189V177H191ZM233 176V175H232ZM231 176V177H232ZM237 176V175H236ZM99 178V180H101L102 181V179L103 178ZM108 178L107 179H109V176H107ZM114 177V176H113ZM231 177H230V179H231ZM257 177V178H256ZM255 178L256 179H252L253 180V182H252V185L249 187V188H251V190L252 191H255V193H257V194H259V193H262V191H263V189H264V175L263 176H260V177H258V176H256ZM35 178H39L38 176L37 177H35ZM34 178V179H35ZM97 178V179H98ZM145 178H147V179H149L148 177H145ZM159 178V177H158ZM158 178H157V180H158ZM192 178V177H191ZM95 179V178H94ZM138 179L139 178H136V181H138ZM193 179V178H192ZM229 179V180H230ZM96 180V179H95ZM97 181V182H95L96 184H98V185H102L103 184V182L105 183V180L103 179V181H102V183H101V181ZM110 181H112V179H109ZM156 180V181H157ZM228 180V181H229ZM37 181V180H36ZM135 181V182H136ZM152 181L154 182V180L152 179ZM192 181V180H191ZM217 181H215V182H217ZM226 181V180H225ZM43 182V181H42ZM46 182V181H45ZM44 182V183H45ZM107 182V181H106ZM134 182V179H133V181H132V184H134L133 183ZM148 182V181H147ZM150 183H151V181H149ZM158 182V181H157ZM192 182H194V180L192 181ZM220 182V181H219ZM39 183H40V181H39ZM94 183V182H93ZM101 183V184H100ZM131 183V182H130ZM149 183V184H150ZM159 183V182H158ZM158 183L156 184V185H158ZM196 183V182H195ZM218 183V182H217ZM96 184H95V186H96ZM108 184H109V182H108ZM131 185V184H129V183H126V185ZM145 184V183H144ZM147 184V183H146ZM145 184V187L148 185H146ZM191 184H193V183H191ZM97 185V186H98ZM104 185V184H103ZM135 185V184H134ZM152 186H153V184H151ZM150 185V186H151ZM154 185H155V182H154ZM203 185V184H202ZM132 186V185H131ZM141 186H143V185H141ZM141 186H139V188L138 189H140V187ZM159 186V185H158ZM192 186V185H191ZM191 186L189 185V186H187V187H190L191 188ZM93 187H94V185H93ZM104 187L105 188H103V189H105V192H106V188H107V186L106 185H104ZM149 187V186H148ZM157 187V186H156ZM160 187V186H159ZM186 186L184 187V189L185 188H187ZM202 188H203V186H201ZM200 187V188H201ZM204 187H205V185H204ZM98 188V190H99V188L100 189H102L100 186H98V187H94V189L93 190H95V189H97ZM126 187L124 186V189H125ZM127 188H129V187H127ZM142 188V187H141ZM144 188V187H143ZM151 188V187H150ZM153 188V187H152ZM151 188V189H152ZM162 188V187H161ZM161 188H159V189H161ZM193 188H195V187H193ZM200 188H196V189H200ZM108 189V188H107ZM137 189V188H136ZM151 189H147L148 191H150ZM158 189V190H159ZM208 189V188H207ZM206 189V190H207ZM122 190H123V188H122ZM141 191H143V189H140ZM146 190V189H145ZM152 190H156L155 188H153ZM180 190V193H178V194H182L181 193V189H179ZM188 189H186V191H187ZM95 191H97V190H95ZM102 191V190H101ZM125 191H127V189L125 190ZM139 191V190H138ZM185 190H183V192H184ZM191 191H192V188H191ZM197 191V190H196ZM195 191V192H196ZM97 192H99V191H97ZM104 192V190L101 192V193H103ZM104 192V193H105ZM108 192V191H107ZM132 192V191H131ZM136 192V191H135ZM179 192V191H178ZM188 192H189V190H188ZM205 192V191H204ZM207 192H208V190H207ZM100 192H99V195L101 194ZM104 193H103V195H104ZM134 193V192H133ZM130 194V193H128L127 195H129L130 197H133V199H139V204H140V202L142 201V199H144V196H142L141 198V200H140V195L141 194ZM153 193V192H152ZM152 193H150V194H152ZM162 193V192H161ZM161 193L160 192H157V194H155L154 196H153V198L157 195V197H155L154 199L156 200L158 197L160 198V196H159V194L161 195ZM185 194L187 193V192H184ZM183 193V195H185ZM199 193H201V192H199ZM145 194V193H144ZM188 194V193H187ZM204 194V193H203ZM95 195H97V193L95 194ZM146 195V197L148 198H145V200H147L146 202H147V205H146V208H141L142 206L143 207H145V205H144V203H145V201L144 202H142L143 203V205L141 206V205H139L138 204V202H136L137 204H134V205H136V208H138V207H140L139 209H140V211H139V209H137V215H136V225H135V229H136V233L138 232H141V230L142 229H145L146 227L147 228H149L150 226L151 227H153V225H154V227H153V230H154V228L155 227H157L158 228V225H161V222H162V220L160 219V214H162V212L163 211H161V209L165 206V204L167 205L168 204V202H170V201H165V202H167V203H162L160 200H159V198H158V203H155V202H157V200L154 202H151L150 204L148 203L149 202V200H150V197L152 198V195H147V194H145ZM182 195V196H183ZM206 195H209L208 193L206 194ZM260 195V194H259ZM101 196H102V194H101ZM100 196V197H101ZM104 196H106V195H104ZM128 196V197H129ZM179 196V195H178ZM97 197V196H96ZM127 197V198H128ZM129 197V198H130ZM180 197V196H179ZM98 198H99V196H98ZM103 198V197H102ZM152 198V199H153ZM95 199V198H94ZM107 199V198H106ZM110 198L108 197V199L107 200H109ZM97 200V199H96ZM96 200H93L94 202H97ZM102 200V199H101ZM224 200H225V198H224ZM62 201V200H61ZM61 201H59V202H61ZM64 201V200H63ZM100 201V200H99ZM103 201V200H102ZM102 201L100 202V203H102ZM132 201V200H131ZM127 202V201H126ZM164 205V206H162V207H160L161 206V203ZM221 202V201H220ZM93 203V202H92ZM160 203V205H158ZM171 203H172V201L170 202V206L172 207V205H171ZM58 204V203H57ZM60 204V203H59ZM102 204H105L104 202L102 203ZM156 204V206H154ZM173 204H174V202H173ZM93 205H95V203L93 204ZM98 205V204H97ZM123 205L125 206V203H123ZM122 205V206H123ZM127 205H129V204H127ZM157 205L160 207H158L157 208ZM221 205V204H220ZM231 205V204H230ZM263 205V204H262ZM57 206V205H56ZM60 205H58L57 207H59ZM65 206V205H64ZM64 206H62L61 205V207L62 208H64ZM167 206H169V204L167 205ZM174 206V205H173ZM222 206V205H221ZM225 206V205H224ZM227 206H228V203H226V207L224 208V209H226L227 208ZM247 206V205H246ZM252 206V205H251ZM250 206V207H251ZM166 207V206H165ZM165 207H164V209H165ZM218 207L220 208V206L218 205ZM243 207H244V205H243ZM0 208H2V207H0ZM4 208V207H3ZM2 208V209H3ZM60 208V207H59ZM92 208H94V206H92ZM128 208V207H127ZM131 208H132V206H131ZM135 208V207H134ZM166 208H168V207H166ZM170 208V207H169ZM247 208V207H246ZM1 209V210H2ZM65 209V208H64ZM88 210H89V208H87ZM133 209V208H132ZM172 209H173V207H172ZM4 210L5 209H3V213H5L4 212ZM61 210V209H60ZM92 210V209H91ZM90 210V211H91ZM124 210H126V209H124ZM136 209H134V211H135ZM163 210V209H162ZM219 210V209H218ZM6 211V210H5ZM57 211H59V210H57ZM128 210H126V212H127ZM131 211V209H129V211L128 212H130ZM134 211H131V212H134ZM167 211V210H166ZM234 211V210H233ZM26 212H28L27 210H26ZM125 212V213H126ZM127 212V213H128ZM171 212V211H170ZM29 213H30V211L27 213V214H25V216H26V218L28 217V215H29ZM258 215L257 216H250V215H247L246 213H242L241 215H240V217L239 218H236L234 221H231V222H227L228 223V225H227V227H223L222 229H221V233H223V234H225L226 233V238H227V236L229 237H239V239L237 240V243L238 244H234V247L232 248V253H231V255L229 254V249H224V251H219V250H215L214 251V248H212V246H211V243H212V240H213V237H212V234L210 233H208V235L206 236V235H204V239L202 240V242L200 243V244H198V245H201V247H202V250L204 251V253L206 252V253H208L209 255H210V262H208V264H211L213 261H216V260H218V259H220L221 257H223V256H226L227 257V259H228V257L229 258H231V259H233V260H231L230 262H234V260L236 261V258H237V255H235V253L237 254V252H238V250L237 249H239L240 248V246H242L244 243H245V241H246V234L248 233V232H253V231H256V232H264V226L263 225H261L260 224V218H261V216L264 214V210L262 209V208H258ZM166 214V213H165ZM164 214V215H165ZM174 214V213H173ZM236 214V213H235ZM23 215H24V213H23ZM239 215V214H238ZM1 216H3V219H4V217H5V214L4 215H2L1 214ZM163 217H165V216H163ZM235 217V216H234ZM11 219H10V221L12 220V217H10ZM1 219H2V217H1ZM1 221V220H0ZM4 220H2L1 221V223L3 222ZM0 223V224H1ZM7 223H8V221H7ZM10 223V222H9ZM7 224L8 226L11 224ZM160 223V224H159ZM164 224H165V221H164ZM163 224V225H164ZM6 225V224H5ZM99 225V224H98ZM97 225V227H94L93 229L91 228V229H88V231H86L85 233H84V236H83V238L85 237V242H84V244H85V247H84V249L85 250H92V248L94 247L93 245H92V241H93V239H94V235H95V233H96V230L97 229H99V230H101V231H103L104 230V225H103V223L101 224V227H99ZM261 225V226H260ZM96 226V225H95ZM7 227V226H6ZM150 227V228H151ZM161 227V226H160ZM150 228H149V230H150ZM0 229H1V227H0ZM4 229V228H3ZM115 229H117V228H115ZM115 229H113L112 231H110L109 233H108V235L107 236H105V237H101L100 239H99V242H98V244L96 245V247H100V248H104V249H110V245L112 244V246H113V241H115V237H114V231H115ZM132 229V228H131ZM135 229H134V227H133V229L132 230H134L135 231ZM152 229V228H151ZM217 229H215V231H216ZM219 230V229H218ZM134 231H132L133 233H134ZM144 231V230H143ZM155 231V230H154ZM97 232H99V231H97ZM147 233H145L146 235L150 232V231H148V229H147V231H146ZM50 233V232H49ZM152 233V232H151ZM144 234V233H143ZM143 234H141V235H143ZM150 234V233H149ZM133 235V234H132ZM140 235V234H139ZM139 235H136V236H139ZM135 236V237H136ZM129 237V236H128ZM134 238V237H133ZM132 237H130V241L128 240V243L129 244H127L126 246H125V248H126V251H127V249L129 248V250H130V252L129 253H133L132 251H131V249L132 248H134L135 246V244L136 243H139V241L142 239V237L141 236H139V237H136L135 239H133ZM131 240H133L132 242H131ZM136 242V243H135ZM95 243H96V241H95ZM147 243V242H146ZM149 244V243H148ZM198 245H196V246H198ZM109 247V248H108ZM144 247H146V246H144ZM195 247V246H194ZM6 248H7V246H5L4 247V250H3V252L5 253V251H6ZM143 249V248H142ZM125 250H123V254H125V252H124ZM144 251H145V248H144ZM237 251V252H236ZM194 252V250H191L190 252H189V254H192ZM122 254V255H123ZM130 255H133V254H129V256ZM236 257H235V256ZM77 257H78V252L77 251H71L66 257H65V260L64 261H66L64 264H67V263H70V262H72V261H74V260H76L77 259ZM233 257H235V259L233 258ZM126 258H128V256H126ZM123 259H124V257H121L120 259H109L108 260V258H107V260L106 259H104V260H106V261H104V260H102V261H99L100 263H94V264H138L139 262H138V260H132V262H130V263H122L123 262ZM133 259V258H132ZM226 259V260H227ZM21 260V259H20ZM20 260H17V262L16 261H14L13 263H16V264H32L33 262H29L28 260V263H27V261L25 262V261H23L22 262V260L20 261ZM141 261V260H140ZM229 261V260H228ZM226 263V262H225ZM224 263V264H225ZM33 264H35V263H33ZM221 264V263H220ZM226 264H230V263H226ZM234 264H236L235 262H234Z\"/></svg>",
	"mask_w": 264,
	"mask_h": 264
}]
</instances>
